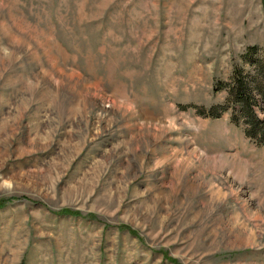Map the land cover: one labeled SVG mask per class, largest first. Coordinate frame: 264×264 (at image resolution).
<instances>
[{"label":"rangeland","instance_id":"obj_1","mask_svg":"<svg viewBox=\"0 0 264 264\" xmlns=\"http://www.w3.org/2000/svg\"><path fill=\"white\" fill-rule=\"evenodd\" d=\"M245 53L264 0H0V264H264V146L200 113Z\"/></svg>","mask_w":264,"mask_h":264},{"label":"trees","instance_id":"obj_2","mask_svg":"<svg viewBox=\"0 0 264 264\" xmlns=\"http://www.w3.org/2000/svg\"><path fill=\"white\" fill-rule=\"evenodd\" d=\"M243 59L246 66L234 65L230 79L218 81V87L226 92L224 102L209 105L206 111L200 113L217 116L230 104L235 105L239 115L232 113L231 121L236 124L242 122L244 134L264 146V56L252 59L245 53Z\"/></svg>","mask_w":264,"mask_h":264}]
</instances>
